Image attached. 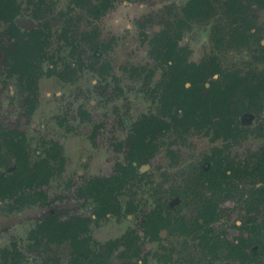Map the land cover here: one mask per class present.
Here are the masks:
<instances>
[{"label": "rangeland", "instance_id": "rangeland-1", "mask_svg": "<svg viewBox=\"0 0 264 264\" xmlns=\"http://www.w3.org/2000/svg\"><path fill=\"white\" fill-rule=\"evenodd\" d=\"M190 1L0 0V173L14 164L16 131L30 167L51 166L48 183L28 190L42 193L34 204L0 199V264L14 245L17 264H73L50 213L90 221L100 264H264V245L248 247L251 222L264 223V179L253 171L264 156V3L211 0L210 15L181 30L177 70L164 37H176ZM17 20L14 50L7 30ZM19 56L38 68L32 91L12 67ZM218 72L240 79L222 102L207 97ZM185 103L196 116L185 118ZM144 116L163 124L150 135L153 155L97 218L95 181L121 175ZM210 201L215 252L195 223ZM157 210L164 220L146 225Z\"/></svg>", "mask_w": 264, "mask_h": 264}, {"label": "trees", "instance_id": "trees-1", "mask_svg": "<svg viewBox=\"0 0 264 264\" xmlns=\"http://www.w3.org/2000/svg\"><path fill=\"white\" fill-rule=\"evenodd\" d=\"M261 3H264V0H261ZM234 6V5H233ZM184 18L181 19L178 23L179 31L175 35L174 39H171L169 36H165L167 50L165 56L167 59L171 60L173 64L179 69L181 63L185 60V53L183 50L177 51V40L181 37V30L189 26L190 22L193 20L206 17L210 15L213 11V2L211 0H191L188 5L184 8ZM19 34L18 24L16 21H13L8 30L7 35L9 38H13L11 43L12 48L16 49L17 37ZM177 38V39H176ZM12 67L21 73V81L26 83V86L29 91H32L35 86V82L38 76V68H31L30 65L26 64V61L23 57H16ZM219 78L212 86L211 93L207 95L208 99L216 100L222 102L225 98L230 95L236 94L240 89L239 77L237 75L227 74L224 75L221 72H218ZM223 80L229 81L226 87L221 85ZM261 85V86H260ZM263 88L262 83L258 87L249 89L247 93L252 94L253 92L259 94ZM206 97V98H207ZM30 101V99H28ZM185 110V118L196 116L198 109L190 108L187 103L183 104ZM250 114H247V118ZM163 128L162 122L156 117L144 116L138 125L132 131V134L129 139L130 151L128 152V164L126 167L121 165V175H115L112 178L106 179H96L95 181V191L96 196L95 200L98 203V209L94 212V216L100 218L101 216H107L111 213L112 199L114 197L115 188H118L124 181V176L129 177L133 174H136L138 170L143 169L146 162L151 158L154 152L153 141H150V135H153V131L156 132ZM18 137L22 136V133L15 132ZM52 152L56 153L55 156H58L60 152L59 145L55 144L52 148ZM14 170L12 172L0 173V198H12L16 203L25 206L26 204H32L37 201V197H42V193L31 194L27 192V189H32L33 187H40L48 183L51 176V166L48 160H42L37 162L33 167H30L29 157L26 153L24 147L18 143L15 146L14 152ZM205 171V170H204ZM254 173H259L262 178H264V158L259 162L255 168ZM226 175V174H225ZM220 184V183H219ZM217 204L210 201L207 206L204 208L200 218L197 220L199 224L200 220L204 221V224L209 225L211 222L216 221L217 217ZM133 211V210H132ZM50 219H53L55 222L56 228H58L62 235L67 236L71 239V243L76 246V252L79 254L77 244L78 234L80 231L87 233L89 230V220L82 217H75L69 221H55L51 216ZM164 220L160 211H155L153 214L148 215L146 225L157 227V221ZM154 219V223H153ZM255 229L254 226L251 227ZM264 230V225L262 226ZM221 237H218L220 240ZM202 240L206 243V246L212 251L217 250V242H214V239L210 238V229L204 233Z\"/></svg>", "mask_w": 264, "mask_h": 264}, {"label": "flooded vegetation", "instance_id": "flooded-vegetation-1", "mask_svg": "<svg viewBox=\"0 0 264 264\" xmlns=\"http://www.w3.org/2000/svg\"><path fill=\"white\" fill-rule=\"evenodd\" d=\"M16 22L18 24V28H20V25L24 24V22L22 23L21 20H17ZM246 117H247V115H246ZM18 132L22 133V136L18 137V135L16 133L14 134L15 135L14 152H15V146L18 143H20L24 147V149L26 150V153H27V155L29 157V153H28V150L26 148L25 133L23 131H18ZM52 148H51V151H52ZM263 158H264V156L261 158V160ZM42 160H46V159H42ZM42 160H40V161H42ZM261 160L259 162H261ZM29 161H30V157H29ZM14 162H15V160H14ZM13 170H14V167H10L7 171L8 172H12ZM254 174H256L259 177H261L259 173L258 174L254 173ZM28 190H30V188L27 189V192H28ZM31 194H33V193H31ZM0 199L5 200L3 198H0ZM9 199H12V198H9ZM12 200H14V199H12ZM34 203L32 202V204H34ZM50 214L53 215L54 213L53 214L50 213ZM50 214L49 213L46 214L43 217V220H46V217L48 215H50ZM201 214L202 213H200L199 218H200ZM51 217L54 218V216H51ZM55 217H56V215H55ZM82 218H84V217H82ZM57 220L59 221V219H57ZM60 221H62V220L60 219ZM67 221H69V220H67ZM88 222L90 224V221H88ZM195 223H196L198 232L199 231L203 232V236L201 237V238H203L204 237V233L208 230V228L210 229V226L214 222H211L209 225L204 224L203 220H200L199 224H197V221ZM251 223H253V225L252 224L251 225L254 226L255 229L250 228V233H248L249 237H250V235L252 236L251 237L252 239H250V241H249L250 244H249L248 247L250 249H251V247H253L252 250L255 251L257 249V246H259V248H260L262 246V244L264 245V230H262V226L264 225V223L263 222H258L257 220L256 221L253 220V222H251ZM57 230H58V228H57ZM89 232H90V230H88L87 233H84V232L80 231L79 234H78L77 240L79 241V244H77L78 245L77 248L79 250V254H77V252H76V246L71 243V239L68 238L67 236L63 235V237H62L63 241L64 240L70 241V244L72 246V250H73V264H100L99 262H100V258H101V254H102L101 250L99 248H97V247H99V245H94V244H92V242H90L91 236H90ZM210 238L211 239L213 238V234H212V230L211 229H210ZM17 249H18V247H16L15 245L12 246V251H13L14 258H12L11 264H17V261H18L17 257H19V255H20V253L18 252L19 249L18 250ZM251 253H252V251H251ZM253 254H254V252H253ZM257 258H258L257 254L254 255L252 257V260H254L253 262H256Z\"/></svg>", "mask_w": 264, "mask_h": 264}]
</instances>
